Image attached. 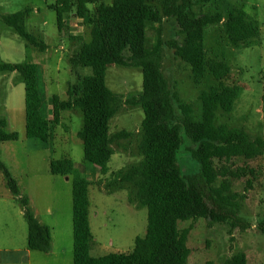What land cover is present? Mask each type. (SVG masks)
Returning <instances> with one entry per match:
<instances>
[{"label":"trees","instance_id":"obj_1","mask_svg":"<svg viewBox=\"0 0 264 264\" xmlns=\"http://www.w3.org/2000/svg\"><path fill=\"white\" fill-rule=\"evenodd\" d=\"M211 1L113 0L106 4L101 0H54L50 8L56 12L59 30L63 28L65 13L75 10L84 19L90 38L83 40L70 61L76 66L90 67L91 73L84 75L78 85H69L66 99L58 94L50 97L51 117L44 113L37 64L0 60V72H18L24 83L26 136L49 142L52 153L61 112L82 111L83 124L78 137L83 142L82 160L87 166L106 167L115 152L113 143L134 134L127 129L110 131V119L122 105L141 106L144 111L138 142L141 159L114 172L110 178L95 182L107 192L131 187L129 201L138 208H147L146 234L136 237L130 251L91 254L96 240L89 219V185L94 182L76 170L72 159L49 157L51 173L73 176V264H186L191 251L187 245L191 228H181L180 221L205 217L210 224L235 225L248 192L262 189L264 171L248 160L264 155V137L216 122L218 109L232 111L247 85L234 78L223 55H209L204 43L206 29L212 24L220 23L230 44L238 48L255 44L260 27L241 8L229 9L226 17L217 9L205 10ZM89 4H95L94 13L90 12ZM31 10L27 6L2 13L0 20L23 37L27 45L44 51L46 43L26 29L25 20ZM170 18L177 22L182 37L164 41L161 25ZM148 24L157 25L158 38L151 47L146 40ZM164 45L172 47L175 56L189 65L195 84L200 85L207 73L216 80L199 94V115L171 89L161 67ZM111 65L140 67L142 91L127 97L112 91L105 81ZM7 126V118L0 117V142L19 138L18 132L8 131ZM182 131L194 143L192 157L199 164L197 171L189 175L182 172L178 163ZM239 158L243 162H238ZM0 168L5 171L11 192L21 197L16 180L1 160ZM235 181L244 183L243 191L233 189ZM21 202L28 223V248L49 251L50 227L38 220L26 199ZM259 226L263 229L264 219ZM247 262L246 253L240 251L220 263L208 260L206 264Z\"/></svg>","mask_w":264,"mask_h":264},{"label":"rangeland","instance_id":"obj_2","mask_svg":"<svg viewBox=\"0 0 264 264\" xmlns=\"http://www.w3.org/2000/svg\"><path fill=\"white\" fill-rule=\"evenodd\" d=\"M101 1L111 4L113 0ZM53 3L54 0H0V14L31 7L25 20L26 29L40 36L47 45L44 51L27 45L23 37L0 20V60L37 64L38 87L44 98L47 117H51L50 97L58 94L61 99H66L69 85H78L84 75L91 73L90 67L76 66L70 61L83 40L90 38L84 19L75 10L65 13L63 20H70L75 28L59 30L56 12L50 8ZM235 7L243 9L256 20L260 36L255 44L238 48L230 44L220 23L209 25L206 29L204 43L209 55H223L231 66L234 78L247 85L232 111L218 109L216 122L244 128L252 135L264 137V0H212L204 9H217L226 17L228 10ZM89 8L94 13L95 4H89ZM155 27L157 25L148 24L146 40L149 47L158 38ZM161 28L164 41L182 37L173 18L165 19ZM71 30L76 33H71ZM161 55L162 71L171 89L190 105L195 115H199V94L214 85L216 80L207 73L197 85L192 80L189 65L175 56L172 47L164 45ZM105 81L112 91L127 97L142 91L143 74L140 67L111 65L106 70ZM0 117L7 118L8 131L19 134L17 140L0 142V160L16 180L21 196L11 192L5 171L0 168V264H73V176L51 173L50 156L55 159L68 157L81 175L87 178L95 176L92 179L94 183L89 185V219L96 240L92 255L130 251L136 237L145 236L148 210L146 207L138 208L129 201L131 187L107 192L95 184L98 179H108L114 172L141 159L138 153L144 117L141 106L122 105L110 119L112 133L127 129L134 134L113 143L115 152L106 167H96V174H92L93 167L82 160L83 142L78 137L83 124L81 110L61 112V125L57 128L53 153L49 142L26 136L25 86L18 72H0ZM182 137L178 163L182 172L189 175L197 171L199 164L192 157L194 143L184 131ZM238 162H243V158H239ZM248 162L261 166L264 171V155ZM243 185V182L235 181L233 189L243 191ZM22 198L28 201L38 220L50 227L52 245L47 252L28 248V223ZM239 217L235 225L230 222L210 224L205 217L180 221L181 228H191L187 240L191 251L186 264H206L208 260L220 263L240 251L246 253L247 264H264V226L263 229L259 226L264 219V174L262 189L248 192Z\"/></svg>","mask_w":264,"mask_h":264},{"label":"crops","instance_id":"obj_3","mask_svg":"<svg viewBox=\"0 0 264 264\" xmlns=\"http://www.w3.org/2000/svg\"><path fill=\"white\" fill-rule=\"evenodd\" d=\"M82 19H83V18H82ZM70 22H71L70 20H69L68 22L65 21L64 24H63V28H68V27H69L70 29H74L75 26L73 25V23H70ZM72 32H75V31L71 30V33H72ZM75 33H76V32H75ZM40 90H41V89H40ZM48 107H49V106H48ZM49 109H51V107H49ZM93 171H94V172H92V174H96V173H95V171H96V167H95V166L93 167ZM93 178H95V176H92L91 178H87V179L90 180V181H92ZM89 200H90V199H89Z\"/></svg>","mask_w":264,"mask_h":264}]
</instances>
